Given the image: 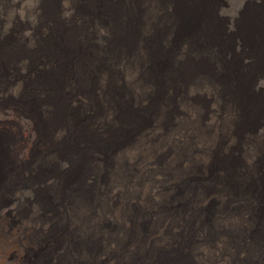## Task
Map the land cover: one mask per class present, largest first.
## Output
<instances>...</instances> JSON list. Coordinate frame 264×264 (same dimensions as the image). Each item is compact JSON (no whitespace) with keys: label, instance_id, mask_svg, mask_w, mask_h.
Returning a JSON list of instances; mask_svg holds the SVG:
<instances>
[{"label":"bare ground","instance_id":"1","mask_svg":"<svg viewBox=\"0 0 264 264\" xmlns=\"http://www.w3.org/2000/svg\"><path fill=\"white\" fill-rule=\"evenodd\" d=\"M59 1L0 0V35L19 18L30 30L53 27L50 38L30 48L60 64L55 84L42 78L45 94L65 85V100L84 102L85 109L75 111L65 103V118L71 131L83 133L86 126L93 135H77L92 144L87 167L111 174V188L104 197L98 192L97 201L110 203L117 223L92 224L108 254H122L115 264H135L136 258L140 264H177L164 257L177 253L171 249L175 245L188 252L193 264H264V212L253 211L248 201L241 207L227 205L238 198L236 193L264 200L259 166L249 163L242 170L231 154L261 105L249 95H233L225 121L204 127V109L196 100L226 90L212 76L223 75L226 67L211 0H63L62 6ZM98 97L101 122H90L78 112L95 110ZM9 162L0 147V184L5 187L13 185ZM210 166L220 173L198 178ZM210 195L222 200L213 212L207 206ZM187 200L195 207H182ZM138 201L148 208L139 215L133 209ZM151 211L155 215L149 223ZM4 228L0 225L1 235L8 232ZM200 229L205 237L198 240L194 231Z\"/></svg>","mask_w":264,"mask_h":264},{"label":"rangeland","instance_id":"2","mask_svg":"<svg viewBox=\"0 0 264 264\" xmlns=\"http://www.w3.org/2000/svg\"><path fill=\"white\" fill-rule=\"evenodd\" d=\"M210 3L221 44V59L226 67L223 75L212 76L215 83L223 84L226 90L218 96L205 93L196 97L204 109L203 126L212 124V120L225 121L226 108L233 95L236 98L238 94H246L258 101L261 110L254 124L239 135L231 154L244 166L242 170L249 163L253 168L259 166L257 174L262 177L264 0H211ZM59 4L62 6L63 0ZM13 25L4 37L0 35V147L7 160L11 161L9 167L14 172L10 178L12 186L0 184V225L8 230L0 234V264H115L122 254H108L92 224L101 226L104 223L111 227L117 223L109 211L113 212L110 203L106 205L102 200L97 201L98 192L100 197H104L111 188V174L101 167L99 173L96 169L92 172L95 166L87 167L89 156L93 155L92 144L77 135H93L89 134L86 126H82L83 133L77 129L71 131L65 118V103L75 111L85 109L84 102L78 98L65 100V85H61L57 93L55 88L48 89L46 95L40 82L44 78L55 84L54 74L60 70L59 61L54 57L36 55V50L30 48V43L36 48L37 42L44 40L46 35L50 38L53 27L38 26L30 30L21 18L16 19ZM7 55L9 59L5 57ZM230 67L233 71L229 70ZM97 104L95 110L89 107L78 113L84 114L90 122L100 123L103 107L99 97ZM8 136H12V140L8 141ZM4 139L8 142L2 143ZM71 146H74V152L70 151ZM223 154L224 150L220 149L218 155ZM207 172L201 171L198 178L214 177L220 173V168L210 166ZM105 185L107 187L103 188ZM198 192L199 188L195 194ZM210 196L212 200L207 206L213 212L222 200ZM236 196L237 199L228 200V207L245 206L248 201L253 211L260 209L264 212V200L249 196L241 198L239 193ZM261 196L264 199V193ZM113 199L116 201V197ZM138 202L133 204L137 215L148 209H144L141 201ZM183 204L182 207H195L193 200ZM150 213L152 215L146 220L149 223L155 215L152 211ZM14 232H19L20 237L15 238ZM194 234L198 240L205 237L203 229L194 231ZM12 243L17 247L9 253ZM171 249H177V253L169 251L164 255L165 259L177 264L194 263L180 246L175 245ZM136 259L135 264H140V258Z\"/></svg>","mask_w":264,"mask_h":264}]
</instances>
